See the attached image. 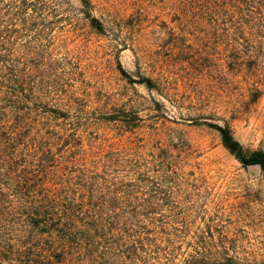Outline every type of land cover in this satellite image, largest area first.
Wrapping results in <instances>:
<instances>
[{"label": "trees", "instance_id": "trees-1", "mask_svg": "<svg viewBox=\"0 0 264 264\" xmlns=\"http://www.w3.org/2000/svg\"><path fill=\"white\" fill-rule=\"evenodd\" d=\"M172 2L186 31L228 39L230 66L263 64L264 0ZM49 18L59 19L49 0H0V264H244L207 214L210 187L188 142L172 129L142 134L134 111L104 112L79 65L56 54ZM208 126L264 179V152Z\"/></svg>", "mask_w": 264, "mask_h": 264}, {"label": "rangeland", "instance_id": "rangeland-1", "mask_svg": "<svg viewBox=\"0 0 264 264\" xmlns=\"http://www.w3.org/2000/svg\"><path fill=\"white\" fill-rule=\"evenodd\" d=\"M49 1L59 15L47 21L56 54L79 65L92 100L104 112L138 113L142 134L158 127L163 138L172 129L186 140L210 187L207 214L236 239L242 263L264 261L262 173L240 164L208 126H228L245 150L264 152V59L253 70L230 66L228 39L186 31L173 16L174 0H89L101 30L78 0ZM119 65L131 80L147 78L154 87L132 83Z\"/></svg>", "mask_w": 264, "mask_h": 264}]
</instances>
